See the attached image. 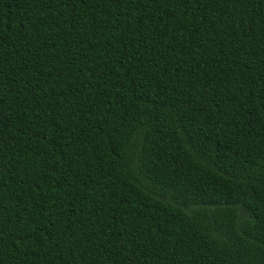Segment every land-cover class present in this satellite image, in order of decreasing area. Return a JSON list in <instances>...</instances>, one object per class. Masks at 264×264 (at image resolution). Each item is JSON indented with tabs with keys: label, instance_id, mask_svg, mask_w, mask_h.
<instances>
[{
	"label": "trees",
	"instance_id": "trees-1",
	"mask_svg": "<svg viewBox=\"0 0 264 264\" xmlns=\"http://www.w3.org/2000/svg\"><path fill=\"white\" fill-rule=\"evenodd\" d=\"M0 264H264V0H0Z\"/></svg>",
	"mask_w": 264,
	"mask_h": 264
}]
</instances>
